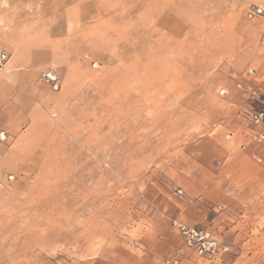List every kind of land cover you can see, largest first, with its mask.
<instances>
[{"label":"rangeland","instance_id":"374dc122","mask_svg":"<svg viewBox=\"0 0 264 264\" xmlns=\"http://www.w3.org/2000/svg\"><path fill=\"white\" fill-rule=\"evenodd\" d=\"M114 1L0 0V264H264V15L247 16L264 0L175 12L160 109L118 94L113 49L89 45ZM174 220L227 252L198 256Z\"/></svg>","mask_w":264,"mask_h":264},{"label":"bare ground","instance_id":"6f19581e","mask_svg":"<svg viewBox=\"0 0 264 264\" xmlns=\"http://www.w3.org/2000/svg\"><path fill=\"white\" fill-rule=\"evenodd\" d=\"M143 1L139 4L134 0H116L108 5L103 13L99 12L97 16H92L98 18L101 16L99 25L102 27L104 25L105 28L102 37L92 40L89 45L106 51L113 49L112 58L105 71L110 77H115L113 88L118 94L129 97L134 91L131 86H134L138 93L136 102H140L143 107L146 106L144 103H149L154 109H160L157 96L167 95V89L169 86L171 89L174 80L169 76L174 70L176 58L172 52L175 47L173 45L171 47L169 43L176 35L173 30L174 20L177 18L175 12L177 10L182 12L187 20L191 12H194L195 6L192 0ZM140 8L142 11L135 14ZM191 22L188 20L186 23V31L190 30ZM85 27L89 28L91 25L87 22ZM95 85L96 88H101L104 84L99 81ZM38 167L40 164L36 169ZM38 174L41 175H38V178L41 180L42 177L45 181L53 180L56 176L55 173L50 175L39 168ZM42 192H46L44 187H36L30 191L29 196H37ZM14 212L12 206L10 213Z\"/></svg>","mask_w":264,"mask_h":264},{"label":"built area","instance_id":"2783aa9c","mask_svg":"<svg viewBox=\"0 0 264 264\" xmlns=\"http://www.w3.org/2000/svg\"><path fill=\"white\" fill-rule=\"evenodd\" d=\"M264 15V8L256 7L250 10L247 14L248 18L254 19ZM260 43L264 47V32L260 37ZM5 58L4 55H0V65L2 60ZM47 78L48 82L54 85V88L59 87L57 76L53 72H49L43 75ZM255 123H264V113L256 114L254 116ZM172 226L178 231L184 240V244L187 249L193 251L200 257L207 259H218L224 253L227 252L228 248L221 245L213 233L207 229L186 225L178 220H174ZM159 264H180L177 258L171 257L164 259Z\"/></svg>","mask_w":264,"mask_h":264}]
</instances>
